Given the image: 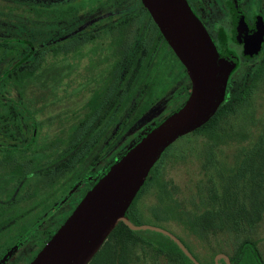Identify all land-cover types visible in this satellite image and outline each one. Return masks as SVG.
Listing matches in <instances>:
<instances>
[{
    "label": "flooded vegetation",
    "instance_id": "af4514ba",
    "mask_svg": "<svg viewBox=\"0 0 264 264\" xmlns=\"http://www.w3.org/2000/svg\"><path fill=\"white\" fill-rule=\"evenodd\" d=\"M13 2L0 0V48L20 49L0 57V77L17 61L40 65L20 87L11 77L0 86V264H28L116 157L186 101L192 80L142 0L16 1L51 15L64 5L59 17ZM186 2L216 49L237 57L221 102L233 101L242 79L264 70V0ZM67 67L72 91L60 95ZM39 77L52 86L30 90ZM108 111L118 112L111 124ZM75 125L88 127L77 145Z\"/></svg>",
    "mask_w": 264,
    "mask_h": 264
},
{
    "label": "trees",
    "instance_id": "16d2710c",
    "mask_svg": "<svg viewBox=\"0 0 264 264\" xmlns=\"http://www.w3.org/2000/svg\"><path fill=\"white\" fill-rule=\"evenodd\" d=\"M16 1L18 0H14L11 7L39 10L33 15L34 17H59L63 15V7L67 9L64 5H59L62 8L61 12L56 14L55 11V14L51 15L47 9L42 11V8H39L43 7L41 5H36L33 2L21 4ZM67 6L72 7V3ZM51 7L56 9L54 5ZM0 49H2L0 54L2 57L8 53L18 54L17 50L20 47L8 48L2 45ZM6 49H8L7 52ZM64 50H69V47H64ZM20 64L21 61H17L6 69V72L0 77V86H4L7 77H11L20 87L23 85V80L26 77H31L40 65V63L29 64L30 67L24 70ZM263 80L264 70L263 66H260L255 72L242 79L238 89L234 91V95L232 94L233 101L221 102L206 122L179 137L183 138L188 137L190 133H199L208 141L204 166L208 171L214 170L215 173L214 177L209 178L206 187L207 198L202 200L203 208L200 211H195L179 204L173 196L170 182L164 179L160 173V162L173 146L171 143L150 168L143 184L129 204L126 215L130 221L135 224L141 223L138 200L145 191L154 187L157 191L158 205L150 206L149 210L156 221L172 217L199 238H206L218 229L236 232L240 235H237L238 242L235 250L228 255L230 264H264L258 246L259 236H253L255 229L264 219V117L257 118L254 102L259 85ZM117 113V111H108L110 124L113 122V116H116ZM87 129L88 127L81 125L72 126V142L77 145L86 135ZM231 141L237 142L239 147L233 157L234 163L229 166L222 157L216 154V151L217 149L222 150L221 145L229 144ZM134 143L130 144L127 149ZM212 174L210 173V175ZM217 183L220 184L219 187L216 186ZM174 234L200 264H214L213 255L217 253L216 251L213 250L208 259L200 258L181 236ZM139 243L142 245L154 244L178 264H195L169 235L150 228L133 229L122 220H119L113 227L87 264H136L131 255L134 247ZM219 264H226V262L220 258Z\"/></svg>",
    "mask_w": 264,
    "mask_h": 264
},
{
    "label": "water",
    "instance_id": "95a60500",
    "mask_svg": "<svg viewBox=\"0 0 264 264\" xmlns=\"http://www.w3.org/2000/svg\"><path fill=\"white\" fill-rule=\"evenodd\" d=\"M142 2L185 65L192 80L191 92L186 101L147 130L108 167L28 264H87L119 220L133 229L150 228L169 235L195 264H200L173 232L159 225L135 224L126 210L163 150L215 112L237 57L226 48L216 49L186 0ZM255 30L256 27L252 36ZM261 35L259 31L253 47L258 48ZM220 258L230 264L228 254L220 251L214 255V264H219Z\"/></svg>",
    "mask_w": 264,
    "mask_h": 264
},
{
    "label": "rangeland",
    "instance_id": "374dc122",
    "mask_svg": "<svg viewBox=\"0 0 264 264\" xmlns=\"http://www.w3.org/2000/svg\"><path fill=\"white\" fill-rule=\"evenodd\" d=\"M23 27L25 29L29 28L34 33L49 32V28L43 25H24ZM60 65L62 66V70L60 71L59 67L56 74L60 73L62 77L63 66L66 64L61 63ZM67 70H71L69 76L66 79H58V87L60 86L61 89H64L58 92L60 95H67L70 93V90L72 91V67L71 69L67 67ZM46 73L44 75H46ZM40 77L32 81L29 86H32L31 88L33 89L30 90H35L34 88L37 86H44L45 88L43 90H48V86H52L51 78L42 80ZM57 90H59V88ZM254 102L257 111V118L260 119L264 117V80L259 85ZM65 105L70 108L72 102L67 99ZM61 114V118L63 119V111ZM238 147L239 144H237V142L231 141L229 144L221 145L222 150L217 149L216 154L219 155V157H222L227 165L232 166L234 163L233 157L236 154ZM207 148L208 141L204 136L199 133H190L188 137L177 138L173 142V146L162 158L159 165L162 177L170 182L174 198H176L179 204L183 207H188L195 211H200L203 208L202 200L207 198L206 193L208 194V192L206 187L209 178L214 177L215 173L214 170L208 171L204 166L206 158L205 152ZM210 173L213 174L210 175ZM216 186L219 187L220 184L217 183ZM138 205L140 209L138 211L141 213L139 220L141 223L159 225L173 231L181 236L200 258L208 259L213 250L216 252H225L229 255L237 246V235L240 234H236V232L233 231L218 229L215 233L209 234L206 238H199L189 232L172 217L158 220L159 222L156 221L154 216L150 214L151 211L149 210L150 206L155 207L158 205L157 191L154 187L149 188L143 193V195H141L138 200ZM253 236H259L258 246L264 260V219L255 229ZM143 237L145 236L143 235ZM131 257L136 261V264H178L154 244L142 245L139 243L134 247Z\"/></svg>",
    "mask_w": 264,
    "mask_h": 264
}]
</instances>
